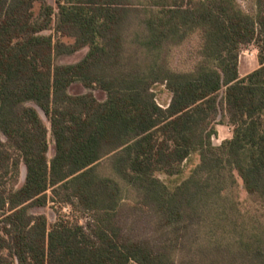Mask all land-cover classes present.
<instances>
[{
  "label": "trees",
  "instance_id": "trees-1",
  "mask_svg": "<svg viewBox=\"0 0 264 264\" xmlns=\"http://www.w3.org/2000/svg\"><path fill=\"white\" fill-rule=\"evenodd\" d=\"M255 9L0 0V264H264V0ZM252 42L260 66L242 76ZM220 122L233 134L215 144ZM50 199L85 221L32 211Z\"/></svg>",
  "mask_w": 264,
  "mask_h": 264
},
{
  "label": "rangeland",
  "instance_id": "rangeland-1",
  "mask_svg": "<svg viewBox=\"0 0 264 264\" xmlns=\"http://www.w3.org/2000/svg\"><path fill=\"white\" fill-rule=\"evenodd\" d=\"M244 8L254 13L255 9V0H238ZM52 4L56 5V0H50ZM40 8V4H35V11L38 13ZM47 33H53L56 38H59V35L55 33L54 29L47 31ZM61 40L66 44H71L74 42L75 38L70 36H61ZM200 38L197 35H193L191 39H189L177 52V58L179 59V64L182 65L183 62L192 61L194 55L196 54L197 48L199 46ZM87 52V48H83L75 53L63 55L58 59V62L68 63V62H76L80 60ZM260 66L259 61V48L255 42L249 43L247 45H243L239 58V72L242 76H245L257 69ZM70 91L73 94H80L87 91V89L79 82L74 83L70 87ZM94 94L99 100H104L106 98V93L100 89H94ZM157 92V100L160 104L165 105L167 101L170 100L171 93L162 86L156 90ZM41 114L45 117V114L41 112ZM219 121H221V117H219ZM217 134L213 137V142L215 144H220L224 139L232 137L233 127L227 123H218L217 124ZM49 157H52L55 153V146L52 137L49 138ZM26 175V167L25 165L21 166V176L19 178L18 184L23 183ZM165 177V176H163ZM48 194L51 197L52 192L48 190ZM241 200L248 205L249 204V196H247L246 192L240 189ZM34 213H44L47 215L49 223H54L59 216H66L69 219L76 221L81 220L85 221V216L76 211L70 204L59 202L57 200L53 201L52 199L44 206H36L32 208Z\"/></svg>",
  "mask_w": 264,
  "mask_h": 264
}]
</instances>
